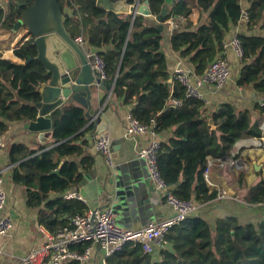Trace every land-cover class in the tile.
Segmentation results:
<instances>
[{"label":"trees","instance_id":"trees-1","mask_svg":"<svg viewBox=\"0 0 264 264\" xmlns=\"http://www.w3.org/2000/svg\"><path fill=\"white\" fill-rule=\"evenodd\" d=\"M58 1L69 15L65 27L70 35L82 38L105 61L107 82L114 83L111 101H121L144 124L155 121L158 134L173 129L172 137L161 143L157 158L159 171L173 193L196 204L215 199L218 191L207 183L204 170L209 159L222 160L229 156L241 138L262 137L258 125H252L250 111H239L224 103L208 115L204 102L186 99L184 89L170 82L167 57L161 48L163 32L145 15L133 17L107 11L97 6V0ZM111 1L134 5L137 0ZM165 1L149 0L153 16L162 15ZM21 2L0 4V27L10 17L19 19ZM194 9L199 10L200 18L206 16L205 22L196 28L189 20ZM245 12L247 20L243 18ZM178 16L184 17L185 22L173 30L171 45L197 75H202L211 62L223 56L231 28L244 23L245 31L238 33L245 56L237 85L252 87L264 96V36L253 34L257 29L264 31V0H180L171 6L163 21ZM14 54L24 63H11L0 55V135L8 130L9 121L31 122L37 118L36 103L41 99L38 86L47 80L43 64L36 59L38 52L32 37L16 48ZM173 98L182 100V107H170ZM255 109L264 116V105L257 104ZM210 119L215 129L210 126ZM87 124L83 106H66L53 115V139L59 143L55 148L37 154L38 151L23 144H15L10 150L13 182L26 188L29 207L45 204L48 212H41L39 223L52 233L68 225L66 215L71 217L87 210L79 201L49 199L51 193L72 190L81 180L80 166L72 159L85 154L76 142L94 130L93 125L87 127ZM82 144L89 147L87 140ZM64 158L69 161L61 164ZM84 160L83 165L89 168L92 159L86 154ZM56 170L58 174L53 173ZM251 202L264 203V178L254 190ZM165 241L166 246L152 254L146 253L141 245L128 243L108 261L111 264H264V219L242 224L236 217L226 216L218 218L212 228L206 219L193 214L173 226ZM87 246L71 249L83 251Z\"/></svg>","mask_w":264,"mask_h":264},{"label":"crops","instance_id":"crops-1","mask_svg":"<svg viewBox=\"0 0 264 264\" xmlns=\"http://www.w3.org/2000/svg\"><path fill=\"white\" fill-rule=\"evenodd\" d=\"M22 3L25 2H21L20 5H22ZM26 3L29 5L31 4V2ZM142 4L143 2H140V5ZM171 6L172 0H166L163 7L169 12ZM23 9L20 8L19 11H23ZM126 14L131 15L130 13ZM141 15L143 14L137 13V16ZM153 17L155 18L156 16ZM148 19L159 26L160 23L156 20L152 18ZM17 20L18 19L14 17H10L6 20L4 26L0 27V55L2 59L8 60L11 63L23 64L24 60L15 56L14 50L29 40L30 35L23 27L16 31L14 30V25ZM170 20L171 19L166 20L163 23L165 27L162 31L163 41L161 48L167 57L171 77L174 69L179 64L184 65L190 69L194 75H197L194 68L187 64V62L181 58L180 54L174 51L171 45V37L175 28L171 25ZM189 20L193 28H196L200 22H205L206 16L202 15L200 18L199 10L194 9ZM242 31H245L244 23L237 27H232L227 36L228 40ZM253 34L264 36V31L257 29L254 30ZM77 40L78 39H76V41ZM83 45L93 54L97 53L95 48L86 43H83ZM225 57L229 61L231 78L221 89H215L210 85L205 86L204 94L207 100V103H205L207 109L206 114L211 115L224 103L232 104L239 111L249 110L252 116V125H258V129L263 136L261 125L264 121V116L259 113V110L255 109V106L257 104L261 105V102H264V96L256 92L252 87L243 88L238 86L237 80L241 73L242 62L230 48L226 50ZM111 97H108L107 91L96 89L95 97L92 100V109L101 112L100 116L102 120L107 123L108 129L103 135L109 136L112 142H115L113 147L116 145L117 150L113 149L114 166L108 168L104 158L96 150L94 140L99 136H93L92 133L94 130L88 132L84 139H80L76 142L77 145L82 146L85 154L72 159V161L78 163L82 173L81 180L72 190L81 193L83 197L86 198L87 203L85 205L87 209L107 206L113 207V202L109 200L111 197L109 192L112 190V183H114L112 172H114L116 167H120L121 165L129 164L133 166L135 172L138 173L137 177H134L131 181L133 189L136 187L132 191L135 214L131 218L127 216L122 217L118 213L115 215L118 225L124 228L138 229L150 222L159 221L170 216L172 211L164 204L161 196L156 191H151V182L146 175V162L144 158L140 157V151L150 145L153 137L149 133L128 136L126 134V129L130 108L124 106L121 101L112 102ZM66 106L82 105L77 102H71L58 110ZM27 123L29 122L9 121L8 130L0 135L4 141V146L0 148V173L3 177L4 189L7 194V203L2 214L10 216L14 224L13 230L9 236L4 237L0 241L3 248V253L0 255V264H19L20 259L24 255L33 249L39 248L46 242V232L52 233L39 223L41 212H48L45 204L34 208L29 207L27 204L26 188L12 180V169L14 164L11 163L10 150L13 145L23 144L29 150H36L38 151L37 154H40L55 148L59 144L54 141L53 136L46 139L45 144H43L39 139L38 133L25 129L24 126ZM172 131L173 129H170L157 134L156 139L160 143L165 142L172 137ZM83 140L89 142V147L83 146ZM86 154L92 159L89 168L83 165V162H85L84 156ZM226 158H228V156ZM239 158L245 165V169L243 170H235L228 166L219 167L215 164L211 166L210 178L215 186L210 187L218 191L217 197L225 190L229 198L218 199L216 197L207 203H203L194 215L206 219L212 228H214L215 221L218 218L226 216H234L242 224L258 223L264 219V203L251 202L254 190L264 178V147L244 148L241 150ZM209 160L215 161L217 159L211 158ZM65 161H69L68 158L62 159L61 164ZM56 171L53 173L58 174L59 171ZM259 172H261V174H258ZM63 193L64 192L51 193L49 199L54 200L60 197L64 201H78L65 199ZM69 217L70 215L65 216L67 220ZM109 258H106L102 250L96 246L92 250L90 259L84 264H104L105 260L109 263Z\"/></svg>","mask_w":264,"mask_h":264},{"label":"built area","instance_id":"built-area-1","mask_svg":"<svg viewBox=\"0 0 264 264\" xmlns=\"http://www.w3.org/2000/svg\"><path fill=\"white\" fill-rule=\"evenodd\" d=\"M13 0H0V4H9ZM28 1V0H22ZM180 0H172V5ZM244 20L248 19V14L243 15ZM171 25L174 28L182 25L185 18L182 16L171 17ZM84 43L82 38L77 40ZM232 49L237 58L242 62L244 60L245 51L238 34L232 36L224 43L225 51ZM93 68L98 73L99 78L108 81L106 71V63L97 53L92 55ZM231 78V69L228 59L219 56L209 64L202 75H194L190 69L179 64L173 71V82L181 86L185 91V98L189 100H198L207 103L204 88L205 86H213L215 89H221ZM183 101L173 98L170 101V107H182ZM264 105V102H261ZM156 122L150 125L144 124L136 119L132 114L128 115V125L126 134L128 136H137L139 134L149 133L153 140L150 145L140 151V157L145 159L149 173V179L155 188V191L161 196L162 201L168 206L172 214L159 221L150 222L138 229L124 228L117 224L116 215L109 206L102 208H88L83 214H76L69 217L68 225L55 233L46 232V242L39 248L29 251L24 255L19 264H69L77 262L79 264L86 263L92 254L94 247L98 246L104 253L106 258L112 257L120 253L124 246L128 243L141 245L146 253H156L166 246V235L169 230L184 221L187 217L193 215L201 206L193 200H185L177 197L172 188L162 177L158 168V153L161 143L156 139L155 131ZM263 136L256 138L253 136H245L236 142L230 152L228 158L222 160H209L204 170V178L207 183L214 187L215 184L210 178L211 166L231 167L235 170L245 169V165L239 158L241 150L244 148H261L264 147V121L261 125ZM4 146V141L0 137V148ZM96 150L104 158L108 168L114 166L113 144L107 135H101L94 140ZM63 196L67 200H78L86 204L87 200L83 195L75 190L66 191ZM218 199H227L228 193L223 190L217 197ZM7 203V194L4 189L3 177L0 173V241L4 237L9 236L13 230L14 224L10 216L2 214ZM44 232V231H43ZM88 244L83 250L71 249ZM3 248L0 244V255ZM104 264H110L106 260Z\"/></svg>","mask_w":264,"mask_h":264},{"label":"water","instance_id":"water-1","mask_svg":"<svg viewBox=\"0 0 264 264\" xmlns=\"http://www.w3.org/2000/svg\"><path fill=\"white\" fill-rule=\"evenodd\" d=\"M137 0L134 5H127L124 1L113 3L111 0H97V6L115 13H130L133 17L141 13L148 18L156 20L158 29H164L163 17L168 14L165 7L162 15L155 18L149 9V0L140 5ZM24 10L14 25V30L26 29L33 38V45L37 48L36 59L40 61L47 73V80L38 88L40 101L36 103L37 118L25 124V129L39 134V139L45 144L51 138L54 113L67 103L77 102L86 109L89 121L87 127L94 126L93 136H100L107 132L108 126L101 118V112L92 109V100L96 89L107 91L111 97L114 83L103 81L93 68L92 52L82 43L77 42L65 27L68 14L63 12L58 0H33L29 5L22 3ZM173 82V79H170ZM210 126L215 129L213 119L209 120ZM115 142H112L114 144ZM113 149L117 150L116 145ZM256 165V164H255ZM146 175L149 178L146 166ZM57 172V171H56ZM133 166L129 164L116 167L112 176V190L109 200L113 202L114 213L122 217H132L135 214L134 199L131 181L137 177ZM150 180V179H149ZM151 182V191L155 188Z\"/></svg>","mask_w":264,"mask_h":264},{"label":"rangeland","instance_id":"rangeland-1","mask_svg":"<svg viewBox=\"0 0 264 264\" xmlns=\"http://www.w3.org/2000/svg\"><path fill=\"white\" fill-rule=\"evenodd\" d=\"M23 2H25V3H26V1H23Z\"/></svg>","mask_w":264,"mask_h":264}]
</instances>
